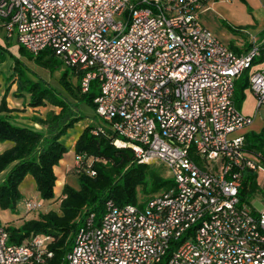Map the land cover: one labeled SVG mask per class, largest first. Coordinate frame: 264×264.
Instances as JSON below:
<instances>
[{
    "label": "built area",
    "instance_id": "built-area-1",
    "mask_svg": "<svg viewBox=\"0 0 264 264\" xmlns=\"http://www.w3.org/2000/svg\"><path fill=\"white\" fill-rule=\"evenodd\" d=\"M215 0H0V25L32 55L52 51L95 82V113L138 163L160 161L174 185L139 206L106 199L76 230L67 264H264V206L240 199L253 123L234 103L237 77L260 49L235 53L199 21ZM264 110V70L248 75ZM99 130H103L100 128ZM257 157H262L257 152ZM75 167L82 157L74 154ZM259 189L264 194V181ZM26 212L42 208L23 201ZM0 222V264H43L50 234L9 242Z\"/></svg>",
    "mask_w": 264,
    "mask_h": 264
},
{
    "label": "trees",
    "instance_id": "trees-1",
    "mask_svg": "<svg viewBox=\"0 0 264 264\" xmlns=\"http://www.w3.org/2000/svg\"><path fill=\"white\" fill-rule=\"evenodd\" d=\"M260 49L264 51L262 47ZM43 56L47 59H43ZM36 58L48 67L63 63L52 51H42L36 54ZM71 71L72 74L66 69L62 74L63 86L74 99L83 98L95 109L92 99L96 93V90L93 91L95 82L90 84L87 92H82L79 85L80 75L74 70ZM67 75L75 76V85L69 82ZM21 80V88L25 90L20 93L24 91L28 94V104L36 107L45 103L46 99L59 107V111H49L46 117H34V121L43 126L36 130L13 123L7 116L10 111L5 103V95L0 100V142H8L10 145L0 151V172L10 167L6 177L0 182V209L10 211L21 197L18 186L27 175L32 176L41 203L55 197L54 185L57 176L54 167L68 151L62 138L68 135V128L81 119L75 103L67 97L36 87L37 83L28 78ZM243 87L236 86L234 91L237 108L244 98ZM83 128L73 145L74 153L82 157L80 167L71 171L77 175L78 186L69 185L67 182L63 184L57 199V211L42 209L20 226L6 227L8 240L12 243H20L35 234H50L52 239L48 243V249L52 255L43 264H67L65 254L70 249L76 230L85 224L91 214L95 218L103 214L106 199L112 198L118 204L133 203L142 206L174 185L171 178L161 177L156 168L147 163H138L131 148H117L111 141L114 134L108 128L100 124ZM100 128L103 130H99ZM245 137L247 147L260 149L264 160V131L249 133ZM243 179L239 191L240 199L249 204L245 195L257 187L255 174L246 172ZM164 262L160 261L159 264Z\"/></svg>",
    "mask_w": 264,
    "mask_h": 264
},
{
    "label": "crops",
    "instance_id": "crops-1",
    "mask_svg": "<svg viewBox=\"0 0 264 264\" xmlns=\"http://www.w3.org/2000/svg\"><path fill=\"white\" fill-rule=\"evenodd\" d=\"M203 9L199 15L200 23L205 27L207 26L216 37L227 44L235 53H246L253 44L258 46V49L260 47L264 49V0H215L205 4ZM259 51V55L252 60L251 68L242 72L235 82V88L236 86H244L242 90L244 98L238 108L244 115L252 116L253 123L235 131L232 135L243 134L245 136L249 133L254 134L264 131V115H262L261 110H257L255 107V94L248 87V75L254 70H264V51L261 49ZM3 71L6 70L2 69V63H0V100L5 95V103H7V108L10 111L7 116L17 125L31 127L36 130L41 129L42 126L33 119V116H41L39 115L40 112L42 113L41 108L39 106H28V95L24 91L20 93L21 97L16 94L18 90L16 87L17 78L9 85V74ZM38 109L40 110L38 111ZM23 117L24 119H22ZM86 125L87 123L77 122L74 125L73 132H68V139L64 141L68 151L63 154L59 164L54 167L57 176L56 181L58 182V185L55 182L54 192L56 186L62 191V185L68 178L67 175H70L75 167L73 145ZM8 146H10L8 142H0V151ZM57 168L58 171H56ZM9 169L10 167L0 172V182L6 177ZM59 173L62 174L61 177H58ZM45 203H48V200ZM13 220L14 217H12L10 210L0 209L1 223L9 225V222Z\"/></svg>",
    "mask_w": 264,
    "mask_h": 264
},
{
    "label": "rangeland",
    "instance_id": "rangeland-1",
    "mask_svg": "<svg viewBox=\"0 0 264 264\" xmlns=\"http://www.w3.org/2000/svg\"><path fill=\"white\" fill-rule=\"evenodd\" d=\"M42 58L47 59L46 56H43ZM0 63H2V69L6 70L3 72L9 74V80H10L9 85H11L17 78L16 87H19V89L16 91V94H18L19 97H21L20 92L22 90H25V88L23 89L21 88L23 86L21 79L28 78L31 82L37 83L36 87H41V89L43 88L48 89L51 92L53 91L57 95L61 94L64 97H67L68 100H70L71 102H74L76 106V110L78 111V114H80L81 116V119L78 122L87 123V125L100 124V126H108V124L101 117H99L97 113H95L94 108H92V106L88 104L85 99L83 98L79 100L74 99L73 96L69 94L67 88L63 86L62 74L65 72L66 69L70 72V74H72L71 73L72 69L70 67L60 62L59 64L51 67L44 65L38 58H36V55H32L29 52H27L25 49H23L16 42L15 36L12 38L8 37L7 32L4 30V28L1 25H0ZM18 75H20L21 77H18ZM66 78L69 80V82L72 85H75L76 83L75 76L71 77L70 75H67ZM95 90H96V86L95 88H93V91ZM44 100L45 103L38 105L42 110V113L41 112L39 113V115H41L40 117H46V113L49 111H55V112L59 111V107L51 104L50 101L46 99ZM27 105L33 107L28 103ZM39 110L40 109H38V111ZM261 112L262 115H264V110L261 109ZM33 117H37V116H33ZM22 119H24V117ZM74 125L68 128V132L71 133L73 132V129H75ZM93 132L95 133V130H93ZM65 139H68L67 136H64L62 138L63 141H65ZM244 145H245L244 146L245 154L251 157L258 164H260L259 169L255 171V178H256L255 182L257 183V187L253 191L247 192L245 197L252 207L260 208L264 206V194H262V192H260L259 189L260 182L264 181V160H262V157H257L256 155L257 152L261 151L260 149L257 148L249 149L247 147L246 141ZM149 165H151V167L154 169L156 168L160 172L161 177L169 178V173L167 171V168L160 161L155 160L154 162L149 163ZM74 169L76 170L77 167H74ZM56 171H58V168L56 169ZM58 175H59L58 177L62 176V174L60 173ZM67 176L68 178L66 182L69 185L78 186L76 173L75 174L70 173V175ZM56 183L58 185L57 181ZM18 188L20 190L21 197L18 199V203L15 206V208L11 211L12 217H14V220L9 222V225L11 227L20 226L23 223V221L29 220V218L35 216L36 213L39 212V210L26 212L23 206L24 203L23 201L25 199L28 198L39 199L36 192V187L34 185V180L31 177V175H27L19 184ZM60 192L61 189H59V187L56 186L54 192L56 198L54 197L52 200H48V203H45L44 201V204H42V208L40 210L43 209V211H46L52 209L54 211H57L59 208V201L57 199L58 196L60 195ZM139 197L140 199H142L140 194ZM100 217L101 215L95 218L94 224L98 223Z\"/></svg>",
    "mask_w": 264,
    "mask_h": 264
}]
</instances>
